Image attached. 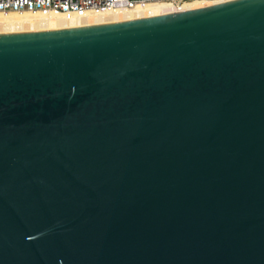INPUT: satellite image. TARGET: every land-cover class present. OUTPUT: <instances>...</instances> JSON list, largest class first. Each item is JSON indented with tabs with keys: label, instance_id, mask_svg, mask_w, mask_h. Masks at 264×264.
<instances>
[{
	"label": "water",
	"instance_id": "water-1",
	"mask_svg": "<svg viewBox=\"0 0 264 264\" xmlns=\"http://www.w3.org/2000/svg\"><path fill=\"white\" fill-rule=\"evenodd\" d=\"M0 264H264V0L0 33Z\"/></svg>",
	"mask_w": 264,
	"mask_h": 264
},
{
	"label": "bare ground",
	"instance_id": "bare-ground-1",
	"mask_svg": "<svg viewBox=\"0 0 264 264\" xmlns=\"http://www.w3.org/2000/svg\"><path fill=\"white\" fill-rule=\"evenodd\" d=\"M224 0L213 1H182L174 5L171 3H150L132 9H118L103 13H85L79 17L64 18L58 13L41 14L38 12H5L0 13V33H14L23 31H39L79 27L99 23L123 21L134 18L163 15L172 12L186 11L210 5Z\"/></svg>",
	"mask_w": 264,
	"mask_h": 264
},
{
	"label": "built area",
	"instance_id": "built-area-1",
	"mask_svg": "<svg viewBox=\"0 0 264 264\" xmlns=\"http://www.w3.org/2000/svg\"><path fill=\"white\" fill-rule=\"evenodd\" d=\"M183 0H0V13L38 12L58 13L69 19L87 12L103 13L118 9H132L150 3H171L177 5Z\"/></svg>",
	"mask_w": 264,
	"mask_h": 264
},
{
	"label": "rangeland",
	"instance_id": "rangeland-1",
	"mask_svg": "<svg viewBox=\"0 0 264 264\" xmlns=\"http://www.w3.org/2000/svg\"><path fill=\"white\" fill-rule=\"evenodd\" d=\"M184 1H188V0H183ZM193 1H199V2H202V1H213V0H193Z\"/></svg>",
	"mask_w": 264,
	"mask_h": 264
}]
</instances>
